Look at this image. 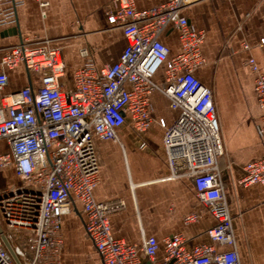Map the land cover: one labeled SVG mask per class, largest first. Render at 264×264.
<instances>
[{"label": "built area", "instance_id": "built-area-1", "mask_svg": "<svg viewBox=\"0 0 264 264\" xmlns=\"http://www.w3.org/2000/svg\"><path fill=\"white\" fill-rule=\"evenodd\" d=\"M25 1L0 0L2 27L16 25L17 9ZM33 1L45 17L50 0ZM200 1L165 0L156 7L138 9L135 0H115L116 9L108 21L123 30L126 47L114 64L88 63L78 68L71 85L62 50L51 40L24 39L6 49L0 60V141L6 143L0 170L11 168L18 184L0 187V264H59L64 246L62 216L75 201L83 207L85 231L102 264H145V260L151 264H242L225 196L227 184L218 163L226 155V146L214 94L195 75L206 64L205 33L193 29L184 14ZM172 33L181 44V51L174 55L165 42ZM242 46L250 49L247 43ZM80 55L88 58L89 51L83 48ZM20 65L29 75L39 76L37 86L6 92L7 71ZM247 65L264 110V73L254 57ZM162 67L165 80L157 84L153 78ZM154 91L163 93L170 108L178 112L172 125L160 120L168 178L191 179L197 199L217 221L205 231L214 244L187 250V239L173 234L163 239L161 261L155 237L142 233L136 245L112 235L109 216L123 208L122 201L99 202L93 195L100 181L96 140H118L117 131L128 117L137 133H145L151 123ZM255 131L263 140L264 112ZM243 170L241 185L264 187V156L248 162ZM198 218L192 213L184 222L194 224Z\"/></svg>", "mask_w": 264, "mask_h": 264}, {"label": "crops", "instance_id": "crops-1", "mask_svg": "<svg viewBox=\"0 0 264 264\" xmlns=\"http://www.w3.org/2000/svg\"><path fill=\"white\" fill-rule=\"evenodd\" d=\"M164 1L135 0L138 9L156 7ZM115 9V0H50L47 15L42 17L38 4L26 0L17 9L15 26L0 25V60L6 49L21 40H51L62 50L66 80L71 85L75 71L85 64L118 62L127 41L123 30L108 21L109 13ZM184 14L193 29L205 33L202 53L206 64L196 69L195 75L214 94L226 146V155L218 163L227 184L225 196L241 262L264 264V187H244L239 183L244 165L264 156V139L255 131V123L264 110L258 104L254 74L247 65V60L254 57L264 73V44L260 45L264 37V0H203L186 8ZM165 42L171 55L181 51L174 33ZM243 43L249 44L250 49L245 51ZM83 48L89 51L88 58L80 55ZM7 75L6 92L37 86L39 82V76L29 75L23 65L8 70ZM153 80L157 84L164 82L163 67ZM150 99L153 110L145 133H137L128 117L117 131L118 140H96L100 181L93 195L99 202L122 201L123 208L109 216L112 235L136 245L141 243L142 233L155 237L160 244L157 260L161 261L163 239L173 234L187 239V250L214 244L205 231L217 221L197 199L191 179L168 178L165 129L160 120L172 125L178 112L170 108L169 100L160 91H154ZM5 150V141H0V153ZM6 172L16 179V185L18 179L11 168L1 169L0 176ZM0 187L9 186L2 183ZM192 213L199 215L197 222L186 224L184 218ZM62 233L64 246L59 264H70L69 260L82 255L85 248L95 250L86 234L83 207L78 201L62 216Z\"/></svg>", "mask_w": 264, "mask_h": 264}, {"label": "rangeland", "instance_id": "rangeland-1", "mask_svg": "<svg viewBox=\"0 0 264 264\" xmlns=\"http://www.w3.org/2000/svg\"><path fill=\"white\" fill-rule=\"evenodd\" d=\"M16 179L12 177L9 172L4 173L0 176V186L2 183L8 184V186H13ZM18 184V183H15ZM0 222L2 219L0 217ZM85 236V235H84ZM81 237V236H80ZM84 253L82 255H76L75 257L69 260L70 264H102L98 259V255L93 248L84 249Z\"/></svg>", "mask_w": 264, "mask_h": 264}, {"label": "water", "instance_id": "water-1", "mask_svg": "<svg viewBox=\"0 0 264 264\" xmlns=\"http://www.w3.org/2000/svg\"><path fill=\"white\" fill-rule=\"evenodd\" d=\"M13 32H14V33H17V29L14 28V29H13ZM0 232H2L1 227H0ZM2 238H3V240H4L5 244H6V246L8 247L9 251L13 254L12 249H11V247H10V245H9V243H8V241H7V239H6V237H5V236H2ZM14 257H15V256H14ZM146 264H151V263L147 262Z\"/></svg>", "mask_w": 264, "mask_h": 264}]
</instances>
